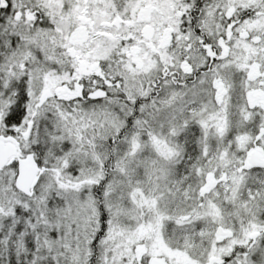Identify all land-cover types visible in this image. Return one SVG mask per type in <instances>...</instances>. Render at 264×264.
<instances>
[{"label": "snow or ice", "instance_id": "obj_1", "mask_svg": "<svg viewBox=\"0 0 264 264\" xmlns=\"http://www.w3.org/2000/svg\"><path fill=\"white\" fill-rule=\"evenodd\" d=\"M0 264H264V0H0Z\"/></svg>", "mask_w": 264, "mask_h": 264}]
</instances>
